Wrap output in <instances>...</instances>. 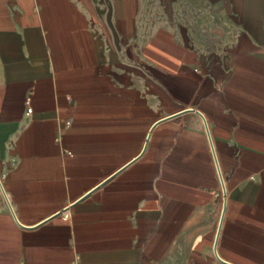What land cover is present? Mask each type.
I'll list each match as a JSON object with an SVG mask.
<instances>
[{
  "label": "crops",
  "instance_id": "crops-1",
  "mask_svg": "<svg viewBox=\"0 0 264 264\" xmlns=\"http://www.w3.org/2000/svg\"><path fill=\"white\" fill-rule=\"evenodd\" d=\"M0 264H264V0H0Z\"/></svg>",
  "mask_w": 264,
  "mask_h": 264
},
{
  "label": "built area",
  "instance_id": "built-area-1",
  "mask_svg": "<svg viewBox=\"0 0 264 264\" xmlns=\"http://www.w3.org/2000/svg\"><path fill=\"white\" fill-rule=\"evenodd\" d=\"M30 112H31V107L28 106V107L26 108V113H30ZM65 216L67 217V214H65Z\"/></svg>",
  "mask_w": 264,
  "mask_h": 264
},
{
  "label": "bare ground",
  "instance_id": "bare-ground-1",
  "mask_svg": "<svg viewBox=\"0 0 264 264\" xmlns=\"http://www.w3.org/2000/svg\"><path fill=\"white\" fill-rule=\"evenodd\" d=\"M223 184V183H222ZM224 186V185H223Z\"/></svg>",
  "mask_w": 264,
  "mask_h": 264
}]
</instances>
